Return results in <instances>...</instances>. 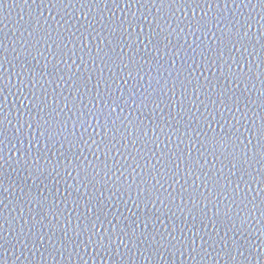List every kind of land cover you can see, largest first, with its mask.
I'll use <instances>...</instances> for the list:
<instances>
[{
  "label": "water",
  "instance_id": "95a60500",
  "mask_svg": "<svg viewBox=\"0 0 264 264\" xmlns=\"http://www.w3.org/2000/svg\"><path fill=\"white\" fill-rule=\"evenodd\" d=\"M0 140V264H264V0H0Z\"/></svg>",
  "mask_w": 264,
  "mask_h": 264
},
{
  "label": "snow or ice",
  "instance_id": "6c2138e0",
  "mask_svg": "<svg viewBox=\"0 0 264 264\" xmlns=\"http://www.w3.org/2000/svg\"><path fill=\"white\" fill-rule=\"evenodd\" d=\"M2 143H3V141L0 140V144H2ZM261 149L264 150V145H261ZM235 166H236V165L233 164V167H235ZM0 186H2V181H0ZM241 223H243V221H241Z\"/></svg>",
  "mask_w": 264,
  "mask_h": 264
}]
</instances>
